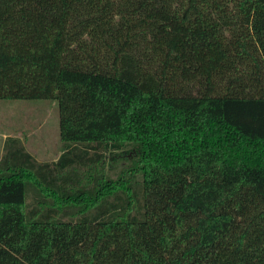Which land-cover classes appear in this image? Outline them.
Here are the masks:
<instances>
[{"label": "trees", "instance_id": "1", "mask_svg": "<svg viewBox=\"0 0 264 264\" xmlns=\"http://www.w3.org/2000/svg\"><path fill=\"white\" fill-rule=\"evenodd\" d=\"M0 100V264H264V0H0Z\"/></svg>", "mask_w": 264, "mask_h": 264}, {"label": "rangeland", "instance_id": "2", "mask_svg": "<svg viewBox=\"0 0 264 264\" xmlns=\"http://www.w3.org/2000/svg\"><path fill=\"white\" fill-rule=\"evenodd\" d=\"M6 136L20 138L25 149L39 161L56 158L61 144L56 104L47 100H0V155Z\"/></svg>", "mask_w": 264, "mask_h": 264}, {"label": "crops", "instance_id": "3", "mask_svg": "<svg viewBox=\"0 0 264 264\" xmlns=\"http://www.w3.org/2000/svg\"><path fill=\"white\" fill-rule=\"evenodd\" d=\"M6 137H9V136H6ZM6 137H4L3 140H2V143H1V149H2V145H3V142H4V140H5ZM23 145H24V144H23ZM27 151H28V150H27ZM28 152H29V151H28ZM29 153H30V152H29ZM30 154H31V153H30ZM32 155H33V154H32ZM59 155H60V153H59ZM59 155H58V156H59ZM33 156H34V155H33ZM58 156H57V157H58ZM34 157H35V156H34ZM57 157L54 158V159H51V161H55V160L57 159ZM0 158H1V155H0ZM35 158H36V157H35ZM36 159H37V158H36ZM37 160H38V159H37Z\"/></svg>", "mask_w": 264, "mask_h": 264}]
</instances>
